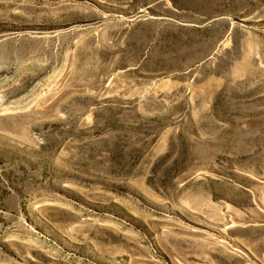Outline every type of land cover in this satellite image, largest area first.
Masks as SVG:
<instances>
[{
    "label": "rangeland",
    "instance_id": "obj_1",
    "mask_svg": "<svg viewBox=\"0 0 264 264\" xmlns=\"http://www.w3.org/2000/svg\"><path fill=\"white\" fill-rule=\"evenodd\" d=\"M0 264H264V0H0Z\"/></svg>",
    "mask_w": 264,
    "mask_h": 264
}]
</instances>
